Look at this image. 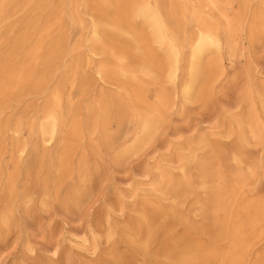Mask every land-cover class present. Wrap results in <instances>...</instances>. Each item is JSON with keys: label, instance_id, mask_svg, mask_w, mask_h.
I'll return each mask as SVG.
<instances>
[{"label": "rangeland", "instance_id": "obj_1", "mask_svg": "<svg viewBox=\"0 0 264 264\" xmlns=\"http://www.w3.org/2000/svg\"><path fill=\"white\" fill-rule=\"evenodd\" d=\"M47 1L36 6L26 0L9 4L10 16L2 22L8 39L0 42V60L30 19L51 37L61 36L63 54L51 63L53 71L41 89L29 85L9 89L0 114V216L10 209L7 224L0 220V264H54L57 256L63 262L69 255L75 261H96L115 249L132 262L124 231L159 235L171 228L196 248L211 244L223 215L207 201L218 177L228 179L240 173L250 198H264V32L250 42L244 28L240 31L233 60L223 52L222 73L214 76L203 94L183 96L184 71L174 83L166 82L170 98L164 121L143 146L130 148L136 122L122 111L107 122V144L101 143L96 150L90 138L99 140L98 134H84L78 140V148L70 155L71 168L61 177L57 158L61 140L46 144L36 140L35 148L14 149L17 142L29 139L28 126L31 121L38 123L48 93L59 87L65 112L70 104L67 115L85 128L92 124L94 112L89 114L87 108L97 96L117 90L96 73L95 65L103 55L90 54L87 38L92 12L86 11L83 0L77 8L81 23L69 19L67 0L61 7V20L55 23L59 0ZM246 2L249 12L264 11V0ZM238 3L229 4L230 16L242 6ZM33 43L20 45L11 63L22 62ZM72 47L81 56V75L70 86ZM184 51L187 54L188 47ZM155 88L150 86L149 101L154 100ZM20 122V132L14 133L12 128ZM159 209L167 212L158 218ZM154 246L156 251L158 243ZM191 253L198 254L196 250Z\"/></svg>", "mask_w": 264, "mask_h": 264}, {"label": "bare ground", "instance_id": "obj_2", "mask_svg": "<svg viewBox=\"0 0 264 264\" xmlns=\"http://www.w3.org/2000/svg\"><path fill=\"white\" fill-rule=\"evenodd\" d=\"M19 1L0 0L1 43L8 39L5 35L7 26L2 22L10 16L9 4ZM26 1H31L33 6L48 3L47 0ZM80 1L67 0L69 19L73 23H81L77 13ZM231 1L242 5L232 16L228 13ZM246 3V0H83L86 11L92 12L87 38L90 54L94 57L103 55L95 65L96 73L103 82L113 84L117 92H101L97 96L93 106L87 108L89 114L94 112L92 124L83 128L74 117L67 115L71 105H67L69 110L65 112L62 90L54 87L46 97L38 123L31 121L28 126L29 139L17 142L14 149L23 152L29 146L35 148L36 140L44 144L53 139L61 140L57 158L58 172L63 177L71 168L70 155L78 148V140L84 134H98L99 140L90 138L97 145L96 150L101 143L107 144V122L122 111L131 114L136 122L137 132L130 148H140L164 121L170 98L166 82L174 83L179 72L184 71L183 96L203 94L210 88L214 76L222 73L223 52L226 51L233 60L232 49L240 31L244 28L250 42L264 32V11L249 12ZM63 4L64 0L55 4V23L61 20ZM32 20L23 24L11 42L13 46L7 47L6 56L0 60V114L9 89L24 85L41 89L48 72L53 71L51 63L63 54L59 45L61 36L51 37L46 29H38ZM190 23H193L191 29ZM30 41L35 43L31 52L22 62L12 64L11 55L15 52L17 55L18 47ZM185 47H188L187 54ZM70 52L73 78L70 86H73L74 79L81 75V56L74 47ZM150 86L156 87L153 101L148 98ZM66 100L70 103V98ZM21 125L22 122L12 131L19 133ZM8 181L12 182L11 176ZM211 187L207 201L215 205L217 212L223 211L211 244L196 248L188 238L173 233L171 228L161 231V237L155 231L130 234L124 231L128 237L123 241L133 255L132 262L122 251L115 249L96 261L91 258L88 262L75 261L69 255L63 262L57 256L54 264H264V198H250V190L240 173L228 179L218 177ZM45 197L42 204L46 203ZM9 212L7 208L0 216L3 225L7 224ZM166 212L159 209L157 217ZM154 242L159 246L156 251L152 250ZM194 250L198 254L193 255ZM89 254L93 255V251Z\"/></svg>", "mask_w": 264, "mask_h": 264}]
</instances>
